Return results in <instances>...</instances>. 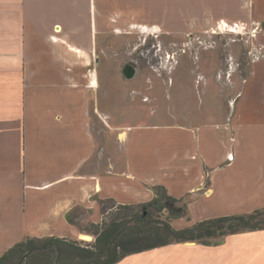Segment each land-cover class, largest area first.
<instances>
[{
  "label": "crops",
  "instance_id": "1",
  "mask_svg": "<svg viewBox=\"0 0 264 264\" xmlns=\"http://www.w3.org/2000/svg\"><path fill=\"white\" fill-rule=\"evenodd\" d=\"M100 2L0 0V257L28 237L91 241L77 221L100 223L104 200L151 201L157 186L175 198L194 196L191 221L176 220L177 228L264 208V0H197L207 21L195 23L225 25L250 39L249 75L237 83L226 119L129 127L123 139L119 134L121 146L115 128L96 114L101 146L92 121ZM217 201L231 210L193 218L194 206ZM263 233L221 238V247L233 245L228 264L253 255L238 249L240 242ZM207 248L171 244L117 264H193L195 255L209 258Z\"/></svg>",
  "mask_w": 264,
  "mask_h": 264
},
{
  "label": "rangeland",
  "instance_id": "2",
  "mask_svg": "<svg viewBox=\"0 0 264 264\" xmlns=\"http://www.w3.org/2000/svg\"><path fill=\"white\" fill-rule=\"evenodd\" d=\"M109 1L99 5V86L92 103L94 133L101 146L104 126L96 114L115 128L117 146L123 144L119 134L137 125L224 121L233 108L237 83L249 75L250 39L225 25L195 23V17L207 21V9L197 0ZM213 28L218 33L209 31ZM165 135L160 132L159 141L171 149V138ZM205 179L209 180L207 170ZM187 199L192 202L194 196ZM212 205L194 206L193 218L231 210L228 201ZM224 242L213 241L207 248L209 258L195 255L193 264H228L233 245L221 247ZM238 249L253 253L244 256L242 264H264V233L241 241Z\"/></svg>",
  "mask_w": 264,
  "mask_h": 264
},
{
  "label": "trees",
  "instance_id": "3",
  "mask_svg": "<svg viewBox=\"0 0 264 264\" xmlns=\"http://www.w3.org/2000/svg\"><path fill=\"white\" fill-rule=\"evenodd\" d=\"M154 192V199L140 204L107 200L111 203L108 208L102 201L103 220L79 226L81 231L93 236L91 242L28 237L8 249L0 257V264H117L130 255L171 244L210 246L228 235L264 230V208L177 228L174 221L183 218L191 221L189 196L175 198L163 186L155 187ZM69 220L75 223L71 214Z\"/></svg>",
  "mask_w": 264,
  "mask_h": 264
},
{
  "label": "bare ground",
  "instance_id": "4",
  "mask_svg": "<svg viewBox=\"0 0 264 264\" xmlns=\"http://www.w3.org/2000/svg\"><path fill=\"white\" fill-rule=\"evenodd\" d=\"M210 32H213V33H218V31H216L214 28L209 30Z\"/></svg>",
  "mask_w": 264,
  "mask_h": 264
},
{
  "label": "built area",
  "instance_id": "5",
  "mask_svg": "<svg viewBox=\"0 0 264 264\" xmlns=\"http://www.w3.org/2000/svg\"><path fill=\"white\" fill-rule=\"evenodd\" d=\"M233 159V156L231 155V156H229V160H232Z\"/></svg>",
  "mask_w": 264,
  "mask_h": 264
}]
</instances>
